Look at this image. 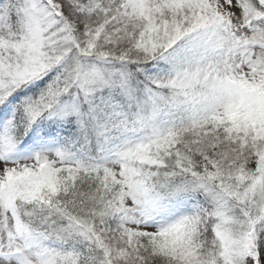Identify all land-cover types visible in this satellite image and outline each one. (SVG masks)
<instances>
[{
	"label": "snow or ice",
	"instance_id": "snow-or-ice-1",
	"mask_svg": "<svg viewBox=\"0 0 264 264\" xmlns=\"http://www.w3.org/2000/svg\"><path fill=\"white\" fill-rule=\"evenodd\" d=\"M0 264H264V0H0Z\"/></svg>",
	"mask_w": 264,
	"mask_h": 264
}]
</instances>
